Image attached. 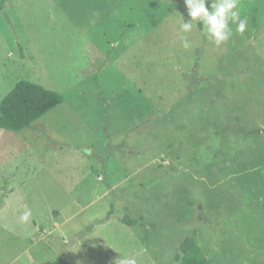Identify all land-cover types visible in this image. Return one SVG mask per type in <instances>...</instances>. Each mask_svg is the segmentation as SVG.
Instances as JSON below:
<instances>
[{
	"label": "rangeland",
	"instance_id": "1",
	"mask_svg": "<svg viewBox=\"0 0 264 264\" xmlns=\"http://www.w3.org/2000/svg\"><path fill=\"white\" fill-rule=\"evenodd\" d=\"M4 5L0 100L27 79L62 101L0 128V264H178L186 237L264 264V0L220 46L180 31L184 0Z\"/></svg>",
	"mask_w": 264,
	"mask_h": 264
},
{
	"label": "trees",
	"instance_id": "2",
	"mask_svg": "<svg viewBox=\"0 0 264 264\" xmlns=\"http://www.w3.org/2000/svg\"><path fill=\"white\" fill-rule=\"evenodd\" d=\"M5 0H0V11L5 7ZM62 101L59 92L46 88L27 79H21L0 100V128L18 131L30 126L33 121L57 106ZM123 222L129 223L126 219ZM178 264H212L195 239L186 237L174 255ZM54 264H69L62 259ZM51 264V262H47Z\"/></svg>",
	"mask_w": 264,
	"mask_h": 264
},
{
	"label": "clouds",
	"instance_id": "3",
	"mask_svg": "<svg viewBox=\"0 0 264 264\" xmlns=\"http://www.w3.org/2000/svg\"><path fill=\"white\" fill-rule=\"evenodd\" d=\"M190 20L184 22L181 18L180 31L183 33L191 32L193 21L202 24V31L206 37L216 46L226 42L231 34L232 29L229 24L236 25L235 31L242 35L247 28V18H241L239 3L240 0H212L209 7H206L208 0H184ZM182 46L187 49L190 43L186 36L180 37ZM32 216L31 209L26 210L19 217L21 223L30 222ZM122 264H137L135 257L124 259Z\"/></svg>",
	"mask_w": 264,
	"mask_h": 264
}]
</instances>
